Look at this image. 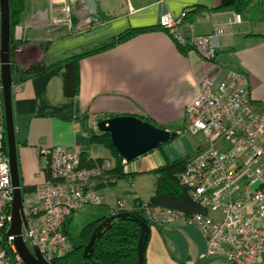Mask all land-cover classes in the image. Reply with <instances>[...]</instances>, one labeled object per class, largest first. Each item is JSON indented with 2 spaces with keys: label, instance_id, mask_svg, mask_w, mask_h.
Listing matches in <instances>:
<instances>
[{
  "label": "crops",
  "instance_id": "0c3cea01",
  "mask_svg": "<svg viewBox=\"0 0 264 264\" xmlns=\"http://www.w3.org/2000/svg\"><path fill=\"white\" fill-rule=\"evenodd\" d=\"M235 0H95L96 13L88 14L83 0H24V12L15 27L21 30L13 61L18 70L32 66L49 67L39 75L18 81L12 77L11 107L14 122L18 178L22 189H33L48 179L43 150L64 147L86 160L116 159L104 146L91 141L99 134L97 122L114 116L149 119L170 131L184 126L186 105L197 94V77L203 70L221 81L231 70L247 76L254 103L264 109V0H253L233 24L236 14L227 7ZM70 7V28L63 23L61 9ZM178 16L187 11L181 27L197 34L222 30L215 65L188 58L159 28L162 12ZM131 29H147L115 46L81 57L78 61V92L64 95L62 62L109 41ZM212 66V67H210ZM185 135L128 163L130 178L93 182L104 204L84 223L102 220L112 214L117 201L123 211L134 212L135 202L148 203L156 190V171L166 164L183 160L197 149ZM24 195V193H22ZM78 211L76 216L88 215ZM216 216L215 213H211ZM144 264H227L219 258H206L205 243L199 231L184 224H148ZM69 236V234H68ZM74 244H79L78 238Z\"/></svg>",
  "mask_w": 264,
  "mask_h": 264
},
{
  "label": "built area",
  "instance_id": "2783aa9c",
  "mask_svg": "<svg viewBox=\"0 0 264 264\" xmlns=\"http://www.w3.org/2000/svg\"><path fill=\"white\" fill-rule=\"evenodd\" d=\"M61 12L63 17L50 19L49 25L63 23L70 28V7L64 5ZM186 15L187 11L178 16L162 12L158 25L188 58L196 54L214 66L222 30L197 34L188 27L183 32ZM240 22V14H234L231 23ZM20 34L15 27V42L20 41ZM177 134L202 137L194 153L183 159L184 168L176 176L198 211L146 203H136L134 211L148 224L196 228L204 240L206 258L223 259L227 264H264V109L252 101L246 74L231 70L216 82V75L205 70L199 73L197 94L186 105L184 126ZM43 154L48 179L22 195L27 230L22 227L21 237L31 252L37 248L42 258L53 264L73 248L66 232L67 220L87 206L104 204L93 182L102 179L114 163L103 159L82 166L78 154L60 146L47 148ZM120 164L123 172H129L128 162L121 158ZM11 200L0 83V264H22L12 245L13 237L6 236ZM122 211V203L117 201L112 214Z\"/></svg>",
  "mask_w": 264,
  "mask_h": 264
},
{
  "label": "trees",
  "instance_id": "16d2710c",
  "mask_svg": "<svg viewBox=\"0 0 264 264\" xmlns=\"http://www.w3.org/2000/svg\"><path fill=\"white\" fill-rule=\"evenodd\" d=\"M252 1L253 0H235L231 2L227 7L231 8L236 14H241L249 8ZM8 2L10 19L9 55L11 76L18 77V81H21L27 77L39 76L45 73L49 67L36 65L24 71H20L17 69L13 61V53L16 49V42L13 40L12 34L14 27L18 25L24 12V0H8ZM146 30L147 29L126 30L111 38L109 41L91 47L83 53L73 55L65 59L62 62V65L64 67V95L73 97L78 92L77 69L78 61L81 57L109 49L116 44L128 40ZM142 120L151 123L154 126L166 129L165 127L155 125L149 119L143 118ZM174 132L176 133V135L173 139L178 136L177 131ZM91 141L93 143L104 146L116 159L115 166L104 173L103 178H106V181L109 182V185H112L113 181L130 178V176L132 175L130 172L122 171V167L120 164L121 157L111 144L110 137L107 133L92 134ZM80 162L82 166H89L93 163L92 161L86 160L84 155L80 157ZM183 168L184 160H178L168 163L164 167H161L156 171V190L147 205L160 208L175 209L183 212L198 211V207L192 202L186 189L181 186L177 180L176 176L183 170ZM32 190L33 189L25 188L22 189V193H30ZM135 203L140 204L142 202L136 201ZM131 214L141 217L140 213L136 211L131 212ZM68 221L69 219L67 220L66 225H68ZM100 221L102 220H98L86 225L79 235L80 243L78 245L74 244L72 250L67 255L53 261V264H138L136 245L140 233V227L136 221L130 219L115 221L108 228L103 229L101 236L94 242L93 251L90 258L83 257V248L87 244L92 231Z\"/></svg>",
  "mask_w": 264,
  "mask_h": 264
},
{
  "label": "water",
  "instance_id": "95a60500",
  "mask_svg": "<svg viewBox=\"0 0 264 264\" xmlns=\"http://www.w3.org/2000/svg\"><path fill=\"white\" fill-rule=\"evenodd\" d=\"M84 7L88 14L96 13L95 0H83ZM1 9V94L3 104V116L6 135V149L9 161L10 178L12 185L11 218L10 227L6 236H12V245L21 260L22 264H49L39 254L37 248L32 252L24 244L21 233L22 227L27 230V221L22 209V187L19 183L16 142L14 122L11 107V87L12 76L10 70V19L9 2L0 0ZM97 130L100 133H107L111 144L116 149L119 156L126 162H132L140 156L158 148L160 145L172 140L176 133L168 129L152 125L135 116H114L97 122ZM124 219L136 221L140 227L137 240V263L144 264V248L149 234V226L143 218L129 212H119L111 214L100 221L92 231L87 244L83 248V257L90 258L93 245L98 239L103 229L108 228L113 222Z\"/></svg>",
  "mask_w": 264,
  "mask_h": 264
},
{
  "label": "rangeland",
  "instance_id": "374dc122",
  "mask_svg": "<svg viewBox=\"0 0 264 264\" xmlns=\"http://www.w3.org/2000/svg\"><path fill=\"white\" fill-rule=\"evenodd\" d=\"M253 2V1H252ZM251 2V3H252ZM15 29V27H14ZM13 29V31H14ZM21 31V30H20ZM13 35V34H12ZM21 35V34H20ZM185 138L188 139V141L193 144V143H197V145L201 144V141H202V137L201 135H196V136H190V135H185ZM253 188H255V186H253ZM103 205L101 206H87L83 209H81L82 211H86V212H83V213H87L88 215H81V216H76L75 218H73L70 223H69V226H68V234L69 236H71L73 238V240H75V242H77L76 240L79 238V235L80 233L82 232V229L84 228V223L83 222H86L87 221V217L92 214V212L96 209V208H100L102 207ZM79 210V211H81ZM90 213V214H89Z\"/></svg>",
  "mask_w": 264,
  "mask_h": 264
}]
</instances>
